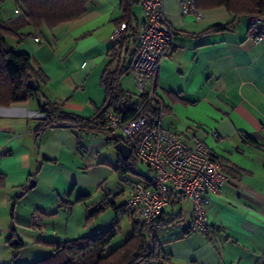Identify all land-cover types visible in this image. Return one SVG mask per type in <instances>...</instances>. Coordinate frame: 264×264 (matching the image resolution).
<instances>
[{
	"label": "crops",
	"instance_id": "1",
	"mask_svg": "<svg viewBox=\"0 0 264 264\" xmlns=\"http://www.w3.org/2000/svg\"><path fill=\"white\" fill-rule=\"evenodd\" d=\"M123 1L91 0L74 20L54 28L25 26L20 32L28 36L21 42L6 38L44 74L46 82L38 84L44 100L91 119L106 98L100 77L113 51L122 88L136 92L129 72L136 44L110 40L120 21L141 28L139 0L129 6ZM10 2L0 1L2 21L15 20L13 12L23 16ZM162 9L173 27L169 57L157 76L166 106L162 124L189 144H208L228 179L219 194L209 196L206 216L214 228L207 235L190 231L192 203L175 195L153 234L171 264H264V42L246 38L248 15L207 32L232 20L222 6L201 9L200 20L182 13L179 0H162ZM39 112L36 97L0 105V145L6 148L0 158V264H33L51 253L49 243L115 224L110 245H120L133 229L132 217L122 212L128 197L123 179L152 176L132 164L124 173L118 168L121 160H136L132 151L124 159L118 150L119 130L41 127ZM31 179L34 186L20 194Z\"/></svg>",
	"mask_w": 264,
	"mask_h": 264
},
{
	"label": "built area",
	"instance_id": "2",
	"mask_svg": "<svg viewBox=\"0 0 264 264\" xmlns=\"http://www.w3.org/2000/svg\"><path fill=\"white\" fill-rule=\"evenodd\" d=\"M139 3L143 13L140 30L134 34L121 22L114 27L110 40L122 47L135 42L136 55L129 72L136 92L145 96L144 104L131 119L123 120L120 114L110 109L97 119V123L102 130H119L120 139L131 147L136 161L147 165L152 172L146 181L123 179L128 197L122 210L143 225L151 246L153 223L161 216L171 195L191 201L190 231L207 235L213 230L206 216V207L209 196L220 193L228 175L203 140L197 139L189 144L179 134L163 126L164 102L157 92V76L162 61L169 57L173 27L164 17L162 0H139ZM179 4L182 13L190 14L196 20L203 17V11L196 7L194 0H179ZM246 38L255 43L264 42V26L257 16L250 17ZM149 101L159 105L160 113L153 125L145 129L148 117L144 109ZM37 116L42 118L44 113L40 111ZM5 152V146L0 145V158ZM33 221L36 222V216Z\"/></svg>",
	"mask_w": 264,
	"mask_h": 264
},
{
	"label": "trees",
	"instance_id": "3",
	"mask_svg": "<svg viewBox=\"0 0 264 264\" xmlns=\"http://www.w3.org/2000/svg\"><path fill=\"white\" fill-rule=\"evenodd\" d=\"M14 1L17 8L22 10L23 16L9 22L0 20V105L23 102L28 97H36V94L39 93L38 84L46 82L44 74L32 67L30 56L15 52L7 43L6 38L14 37L17 42H21L28 36V34L20 32V29L25 26L54 28L74 20L86 12L87 5L91 0ZM130 3V0L123 1L124 6H129ZM194 3L199 9L222 6L233 15L231 21L214 24L207 28V32L227 29L242 15L257 16L264 22V0H194ZM121 22H124L128 29L136 34L137 31L131 27L129 21L123 20L119 24ZM135 55L136 49L133 58ZM115 62H117L116 52L113 51L100 77V83L106 90V98L91 119H83L66 113L59 105L45 100L47 110L44 107L40 108V111L44 113V117L40 118V126H51L53 122H56L57 125H63L67 122L81 129L96 128L102 130L97 119L110 109L120 114L123 120L136 116L144 104L145 96L137 92L129 93L122 88L120 83L122 72L112 68ZM31 79L37 84L36 90L31 87ZM165 109L164 104V113ZM144 110L148 117L145 129H148L158 118L160 107L157 103L149 101ZM115 140L117 142L122 141L121 139ZM130 165L129 159L121 160L118 168L124 173L132 170ZM105 206L108 204L106 203ZM104 207L100 206L92 216L97 215ZM157 220L153 223V228L158 222ZM117 233L115 224L106 231H98L90 235L66 239L62 242L49 243L52 247L51 253L33 264H138L142 262L164 264L168 262L167 256L163 255L160 245L155 239L153 229L151 246L149 244L150 238L144 232L143 225L135 220H133L131 235L120 245L111 247L110 243ZM13 245L18 248L21 243L17 241Z\"/></svg>",
	"mask_w": 264,
	"mask_h": 264
},
{
	"label": "water",
	"instance_id": "4",
	"mask_svg": "<svg viewBox=\"0 0 264 264\" xmlns=\"http://www.w3.org/2000/svg\"><path fill=\"white\" fill-rule=\"evenodd\" d=\"M31 82V87L36 90L37 89V84L33 81V79L30 80ZM36 101L38 104V107L42 108L44 107L47 110V107L45 105V100L41 97V95L39 93L36 94ZM118 150L121 152V155L124 159H127L128 156L131 153V147L124 143V142H119L118 144ZM35 184V181L33 179L29 180L27 186L25 187V189L23 191L20 192V194H22L24 191L32 188Z\"/></svg>",
	"mask_w": 264,
	"mask_h": 264
},
{
	"label": "rangeland",
	"instance_id": "5",
	"mask_svg": "<svg viewBox=\"0 0 264 264\" xmlns=\"http://www.w3.org/2000/svg\"><path fill=\"white\" fill-rule=\"evenodd\" d=\"M7 1L10 2L11 0H7ZM12 14H13L14 19H17L19 17V15L14 13V12ZM134 89H135V87H134ZM129 162L132 164V166H138L139 172H141L143 175H150V173L152 174V172L149 170V167L147 165L140 163V162L134 160L133 158ZM138 264H148V263L142 262V263H138Z\"/></svg>",
	"mask_w": 264,
	"mask_h": 264
}]
</instances>
